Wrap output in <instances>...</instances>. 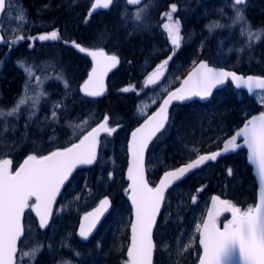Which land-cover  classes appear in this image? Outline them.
Returning <instances> with one entry per match:
<instances>
[{"label": "trees", "instance_id": "trees-1", "mask_svg": "<svg viewBox=\"0 0 264 264\" xmlns=\"http://www.w3.org/2000/svg\"><path fill=\"white\" fill-rule=\"evenodd\" d=\"M192 1L194 0L165 1L168 6L173 4L176 5L178 10V13H172L173 19L171 21H169L167 17V13L169 12H165L167 10L165 2H161L159 5L162 13L157 14L162 17L155 18L156 22H169L174 24L176 20L180 21L182 43L180 48L176 50V56H174L173 61L179 60L183 54H188V50L186 49L196 44V29L201 27V23H205V19L197 21L192 17V12L198 9L197 2ZM204 2L205 1L199 5L200 8ZM210 2L212 1H207V3ZM72 3H74V0H8L7 14H9L10 17L9 24L12 25L11 23L15 21L14 12H16L18 16L22 12L24 16L23 21H19L18 18L16 20L19 26L18 31L12 29L14 27H9L8 33L10 37H15L17 35L25 37L28 35L27 32L29 28L33 29V33L42 31V29L45 28H40L36 23L30 25L28 17L33 7H35L40 14L49 10L48 14L51 16L50 19L52 20V22L50 21V25H53L54 22H60L61 19V24L66 25L67 30L72 32L73 35L75 15L68 12L72 9ZM243 6H246L245 9L243 8V35L241 36V29L239 30L241 26L240 23L233 24V26L230 27V30H232L230 31V37H237L242 45L238 62L234 63L231 60L234 59L233 56L228 52L226 54L227 58L221 60L222 63L212 64L210 55L216 52L215 48L219 49L218 44H221L224 49L233 44L229 39L223 42L221 38L220 42L217 43V38L223 33L219 28H217L214 35V37L216 36L217 38L213 40L209 33L210 36L203 45L202 53L197 55L194 61L204 60L210 65L232 70L239 74H251L264 77V0H245ZM169 7L171 8V6ZM65 14L66 18L64 19ZM62 15L63 19L60 18ZM244 25L247 26V28H245ZM123 26L125 31H117L116 29L111 30L112 28H109L112 32H107L109 38H107L101 46L98 44L86 43V46L91 49L109 47L112 52L120 58L122 70L124 71L121 78L115 80L108 95L101 98L85 97L79 92V82L85 78L88 65L87 58L83 56V61L81 63L83 68L81 70H79L77 66L76 68L78 70L74 68L78 56L77 52L74 50L68 51V49H65L61 44H35L30 48H28L26 44H21L19 46L11 45L9 48H0V66L12 69V71L5 72L3 77L0 76V104L3 107H12L14 103L18 101V98L26 94L24 92L26 85H30L36 80H41L43 78L45 80L43 83H45L44 85H46V88L51 89L50 91L46 90V88L43 90L47 94L46 103L41 102V98L37 100L36 98L38 97H36L32 102L28 100L27 103L21 107L19 113L12 115L10 120L5 119L4 116L0 117V161L5 159L10 160L11 168L15 169L29 155H46L54 150L69 147L87 130L101 121L105 115H108L110 118V125L119 127V130L112 133L111 136H102L100 138L99 150L95 163L91 167L84 171H78L74 175V177H76L81 173L83 174L80 180L81 185L82 182L84 185L80 198V213L92 208L102 195H108L112 199L114 208L123 206V210H125V219L128 221L130 216L128 204L124 195L126 182L123 178L126 165L125 147L130 130L137 124V121L132 117V109L134 103L140 97L139 94H136L137 91H134L128 84L130 82L134 84L139 82L138 70L140 61L145 53L149 52V45L140 42V33L137 35V33L133 31L132 26L127 24ZM188 30H192V34H194V38L192 37V42L189 44H187ZM258 31L260 32V36H262V39H260L258 43L255 42V39L247 37L246 32L249 34ZM125 32L127 34H125ZM258 47L259 52L255 54L253 49ZM228 49L230 51V48ZM249 54L251 55L250 58H254L256 62L252 66H249L247 62ZM20 60L34 66L35 70L32 74L34 77L32 76L31 80H29L28 76L18 68L17 62ZM40 73H43V75ZM57 73L63 76V80L56 79ZM37 75L41 78L37 79ZM64 80L67 81L69 85L68 88H65ZM26 81H28L27 84ZM125 87L129 88L128 92L121 91V89ZM40 94L42 96L43 92ZM223 94L224 93L220 94L219 98H221ZM230 96L233 101H238L237 105L240 103L239 99H242L248 106L246 108V115H239L236 124L235 103L230 104ZM24 97L27 98L26 96ZM213 101L215 110L212 111L211 114L206 109L202 110V114L196 112L199 110H195L192 114L191 112L193 111H189L187 107H173L170 117L171 122L168 128L154 143V145L162 143L165 147L164 154L166 162H168L167 165L174 167L192 159L198 154L218 149L222 142L233 133L234 129L244 121L245 116H252L261 111V106H254L253 99L247 98L240 91L231 89L230 91H225L223 98L217 101L215 98ZM57 103L60 104V107L55 106ZM221 107H225L226 109L223 113L218 114V112H221ZM230 108L231 110H229ZM0 110H3V108ZM42 110L45 111L43 117L41 116ZM53 111L57 113L55 118L52 116ZM211 116L212 118H210ZM209 118L210 120L212 119L209 121L210 123L208 122ZM188 119L193 123L198 121V125L197 128L193 130V133H191V137H185L187 143L185 148H187V151L182 155V153L176 151L178 149L177 138L182 136V133L187 134V132H189L185 131L184 127ZM217 119L220 121L222 119V124H220L221 122L215 123ZM212 125H214L211 127L213 130L208 129L207 131L205 126L209 127ZM201 133L203 134L200 135ZM179 149H181V147H179ZM229 169H231V175H229ZM117 170H119L118 175L115 173L114 177L110 178V171L116 172ZM108 179H112V181H108ZM106 182H108V188L103 187L106 185ZM110 182H112V184H110ZM178 191H181V197L184 198L183 201L187 207V209L182 208L184 211L179 215L180 217H186L189 212L188 210L196 207L198 200H201V198H204V196L210 193L223 194L240 210H248L253 207L256 200V184L251 173V168L246 162V152L244 150L225 157L214 165H210L199 177L187 179L180 185V189L169 191L157 226L158 228L160 227L162 231L171 230L173 228L171 223L177 217L174 212V203L176 201L175 198H172ZM193 197L196 198L195 202H193ZM108 221L109 219L105 223ZM32 223L33 220L29 212H27L24 219V234L19 244L16 264H20V249L27 236L30 238L29 240L32 241L30 245L32 252L37 248L40 249L33 259L32 264H64L66 261L69 262V264L81 263L80 260L70 255L65 250L51 256V258L46 259L45 262L41 261L44 258L42 252L47 231L40 232L36 224L33 223V225H31ZM180 224L182 223L178 222L179 226ZM158 232H156L154 236L157 251L160 242ZM175 232L174 230V233ZM113 233H115L114 230ZM170 234L171 233H169V235ZM173 236L171 234V237ZM109 237L110 236L106 235L102 243L105 244ZM157 253L155 263L158 259ZM30 257H24V259L28 262L32 259ZM102 257L105 259V263L101 261L102 264H114V259L108 254V251H104ZM119 260V264L124 263V257H120ZM195 260L196 256H193L190 260H184L183 264H194Z\"/></svg>", "mask_w": 264, "mask_h": 264}, {"label": "snow or ice", "instance_id": "snow-or-ice-1", "mask_svg": "<svg viewBox=\"0 0 264 264\" xmlns=\"http://www.w3.org/2000/svg\"><path fill=\"white\" fill-rule=\"evenodd\" d=\"M138 2L139 0H128V4ZM112 3L113 0H95L92 8L107 9ZM234 3L243 5L245 0H234ZM4 7L5 0H0V10H3ZM176 10V5H171V10L167 13L169 21L173 19L172 13H175ZM237 17H241L240 11H237ZM17 18L19 21H23V13L21 12ZM135 18L139 21L141 15L138 13ZM164 28L168 32L171 44L174 48L179 49L181 46L180 21L176 20L171 25L164 24ZM259 38V33H257L256 39ZM23 39H25L24 36L17 35L11 43L16 44ZM29 39L59 40L60 36L56 31H52L35 38L29 37ZM73 43L81 53L87 52L94 61L89 80L81 87V91L91 97L102 95L104 90L103 75L109 67H114L119 62L118 58L115 55L105 56V53L99 50L88 51L85 47ZM29 46L32 47L31 44ZM171 59L170 55L158 65L154 73L147 77L146 87L155 85L163 77V69ZM17 64L24 69L31 80L35 70L34 66L26 64L23 60L18 61ZM229 78L238 89L246 87L249 93H252L254 89L264 91V78L253 76L244 78L234 72L218 70L200 63L199 67L183 81L181 87L170 91L158 110L132 133V140L129 143L132 159L128 168V179L131 183L128 185V190L131 192L129 199L132 202L135 218L131 222L132 237L131 246L128 249V264H152L153 227L156 224L161 204L165 200V191L191 170L199 168L206 161H215L221 155L220 151L209 155H200L192 162L174 171L166 172L159 185L150 187L145 179V149L153 137L165 129L169 120V106L173 101H185L193 97L205 99L212 94L214 88L223 85ZM56 79L63 80V76L57 73ZM63 82L65 88H68L67 81ZM27 83L28 81H26ZM90 84L91 87H89ZM29 91L30 89L26 87L25 93ZM121 91L128 92L129 88L125 87ZM45 95L47 94L45 93ZM30 99V96L26 99L22 95L17 103L7 111V115L12 116L19 113L21 107ZM55 106L60 107V104L57 103ZM4 115L5 112L0 110V117ZM56 115L57 113L53 111V118ZM109 119V116L105 115L103 122L93 128L79 143H73L70 147L53 151L48 155H29L15 174H10L8 170L11 164L10 160L0 161V264H13L17 240L23 231L21 217L24 210L31 207L40 219V227L45 228L52 215L53 202L61 187L66 181H69L74 169L78 165H91L97 160L100 131L103 130L108 135H112L116 131L115 128L106 127ZM238 137H243V145L237 143ZM242 146L247 148L248 161L255 166L260 183L264 187V113L248 120L235 135L231 136L224 143L223 152L235 151ZM228 171L231 175V169ZM111 176L112 174L109 173L110 178ZM33 197L35 202L30 204L29 201ZM195 201L196 198L193 197V202ZM109 204V199L105 197L96 209L84 217V220L88 221V225L85 227L81 223L79 230V236L83 240L89 239ZM223 212H231L232 220L224 225L223 231H220L216 224ZM196 227L200 233V244L203 247L200 264H229L233 259L237 260L238 264H264V194H262L261 202L255 208H249L244 212H241L230 201L214 196L207 219L203 220V227L201 228L199 224ZM39 251V248L35 249L31 253V257L34 259ZM64 264H69V262L66 261Z\"/></svg>", "mask_w": 264, "mask_h": 264}, {"label": "rangeland", "instance_id": "rangeland-1", "mask_svg": "<svg viewBox=\"0 0 264 264\" xmlns=\"http://www.w3.org/2000/svg\"><path fill=\"white\" fill-rule=\"evenodd\" d=\"M165 1L167 2L168 0H164V1L163 0H148L140 8L132 10L130 12L132 15V18L129 21H126V24L129 26H132L133 31L137 33V35L140 33V36L142 37H148V38L154 37L157 39V42H159V40L163 41V40L169 39L168 32L165 30L164 24L171 25L173 23H169V22L161 23V22L155 21V18L162 17V16H159L157 13H162L160 11L159 5L161 4V2H165ZM194 1L197 2L198 9L192 12L193 14L192 17L196 19L197 21L199 20L202 21L205 19V23H201V27H199V29L198 28L196 29V34H197L195 36L197 39L195 40L196 44H194V46H192L191 48L186 49L188 50V54L187 55L183 54L182 57L177 62L176 66L172 69H169V72L167 73V75L165 74V79L159 87L151 91H148L145 94H141V92L139 91L136 92L137 95L139 94L140 98L137 100L135 109L133 111L134 118H135L134 120H142L143 118H145L149 114L150 110L157 105L158 101L162 98V96L167 91H169L170 87L176 85L180 81L182 76L185 74V71H187L191 66H193V64H195L196 61L194 60L197 58V55L202 53V49L204 47L203 45L210 36L209 33L212 36V40L214 38H217L216 36L214 37L217 28H219L221 32H223L217 38V43L220 42V38H221L223 42H226L229 39L233 44H231L230 47H227L225 45L227 47L225 49L222 48L221 44H218L219 49L215 48L216 52L211 53L210 55L212 64L215 65L218 63H222L221 60L227 58L226 54L228 52H230L234 58L231 60L234 63L238 62V58L241 55L242 45L240 44V40L237 37L235 36L230 37V31H232L230 30V27L233 26V24L240 23L241 26L239 30L241 29V33H242L241 36L243 35V24H244L243 8L245 9L246 6L235 5L234 0H211L212 2L210 3H207L208 0L207 1L206 0H194ZM203 1L205 2L200 8L199 5ZM166 2L165 4L167 7L166 8L167 10L165 12H170L171 8L169 6L171 5L168 6ZM237 11L241 12L240 18L237 17ZM176 12L178 13V10H176ZM176 12L174 14H176ZM138 13L141 15V19L139 21H137L135 18ZM109 16L111 17V21L103 22L102 19H99L98 23L101 28L98 30L97 33L89 31L88 33L85 34V37L89 39L87 40L88 43L98 44L99 46H101V44H103L106 41V39L109 38L107 32L111 33L112 32L111 30L113 29H116L117 31H121L124 28L123 27L124 22L120 19V15L117 16L116 14L115 15L109 14ZM7 19L9 21L10 19L9 14H7ZM89 23L90 21L88 22L87 20H84L83 26L88 28L90 27ZM109 26H111L110 28L112 29L111 30L108 29L107 31V27ZM12 27H14L13 24L11 25V28ZM3 28L4 30H6L5 26ZM245 28H247V26H245ZM246 33H247V37L248 38L251 37L255 39L256 43H258V41L262 39V36H260L259 31L256 33H249V34L248 32ZM257 33H259V36H260L258 40L256 39ZM6 34L8 33L6 32ZM125 34L127 33L125 32ZM65 35L69 36L68 34H65ZM192 37L194 38V34H192V30H188L187 44L192 42L191 40ZM13 39H15V37H13ZM26 40L27 38L23 39L22 41L16 44L19 46L25 43ZM140 42L144 44L145 43L144 38ZM54 44L56 45V43ZM163 44L164 45H158L154 43L152 45L153 46L152 50L149 53V55L151 56L147 55L145 57V60L142 63L141 70L139 73L140 77L143 73L146 72L147 67L150 66L152 62H154L155 65H158L160 63L158 58L162 54H164L167 50V45L165 43ZM68 45H71V43H69ZM168 45L173 46L171 42ZM27 46L30 47L29 45ZM228 48H230V51ZM107 50L110 53L114 54L112 50L110 49H107ZM175 50L177 49L175 48ZM258 50H259V47L256 49L255 48L253 49L255 54L259 52ZM173 52L176 53V51H173ZM169 53H172V52L170 51ZM250 56L251 55L249 54L247 62L249 66H252L256 62H255V59L250 58ZM78 66L80 68V64ZM18 68L26 75L23 68L19 66ZM74 68L78 70L76 68V64ZM10 70L12 71L11 68H8V67L3 68V66L2 67L0 66V76L3 77L4 73ZM40 74L43 75V73H40ZM36 78L39 79L41 77L37 75ZM44 81L45 80L42 78L41 80H36L32 82V84L30 85H26V87L29 88L30 91L27 92L24 96L26 97L30 96L31 102L33 101L34 98L38 97L36 98L37 100L41 98V102L46 103L47 95H45V92L43 91L46 88V85H44L45 83H43ZM82 82L83 80L79 82V86L81 85ZM132 84L133 83L130 82L128 86L132 87ZM133 85L137 86V84H133ZM46 90L50 91L51 89L46 88ZM114 91H117V90H114ZM41 92H43L42 96L40 94ZM253 102L255 104L254 105L255 107L263 106L264 104L263 93H257L253 97ZM16 103L17 102H15L14 105ZM12 107L6 108L0 104V109L3 108V111L5 112L4 117L7 120L11 119L10 118L11 116L7 115V111ZM247 107L248 106L245 104V102L242 99H240V103L238 104V108H237V111H238L237 117L239 115L241 116H244V114L246 115ZM212 109L215 110V107H213ZM225 109H226L225 107H221L220 108L221 112H218V114L223 113ZM196 110H199L196 112H200V114H202L203 112L202 110L204 109L202 107H199ZM229 110H231V108ZM41 113H42L41 116L43 117L45 111L42 110ZM246 117L247 116H245V118ZM210 118H212V116ZM210 118L208 122L212 120V119L210 120ZM217 122L219 123L221 122L220 124H222V119L221 121L217 119L215 123ZM197 125H198V121L193 123L191 122L190 119H188L184 127H185V131H189V132H187V134L182 133L183 135L177 138L178 149L176 151H178L179 153H182V155H184L185 152L187 151L186 150L187 148H185V145L187 144L185 137H191V133H193V130L197 128ZM213 126L214 125L209 126V127L205 126V127L207 128V131H208V129L213 130L211 128ZM108 128H115L116 129L115 132L119 130V127L111 126L110 123H108ZM202 134L203 133H201L200 135ZM160 146L161 145L159 144L156 146H153L151 149L152 152L148 156V166H149L148 172H149V178L151 182H155L157 176H159V174L165 171L167 168L166 164L168 162L166 163V157L164 154L165 147L164 146L160 147ZM179 147H181V149H179ZM110 173L112 174L111 178H113L115 173H117L118 175L119 170H117L116 172L110 171ZM81 176L82 175L80 174L71 181L69 188H67V190L64 192L62 198L60 199L57 205L55 219L52 225L50 226V229L47 231V235L45 238L46 241H45V245L43 247V252H42V255L44 256V258L41 261L45 262L46 259H50L51 256H54L58 254L60 251L65 250L67 253L76 257L78 260H80L81 261L80 264H102V262L105 263V259L102 257V253L104 251H108V254L112 256V259H114V264H119L120 257L124 256V252H125L126 245H127L126 239H128V230L130 228V222L125 219V213H124L125 210H123V206H118L117 208L114 209L115 210L114 212L112 211L109 221L104 224V226L102 227V230L98 233L97 237H95L89 244L82 245L78 241H76L74 238V229L76 226V219L81 214L80 213V205H81L80 198H81V193H82V187L84 186L83 182H82V185L80 183ZM108 181H112V179H108ZM110 184H112V182H110ZM103 187L108 188V182H106V185ZM174 198L176 201L174 203V206H175L174 212L177 218H175L174 221H172L171 223L173 228L171 230L168 229V230L162 231V229H160L159 227L156 230V232H158L159 230L158 236H160L161 243L159 242V245H158V251H157L158 259L155 264H183L184 260H190L193 256L197 257V255L199 254V249H198V232L199 231H197L196 226L197 224L201 226V223H202V220H203L206 208H207L208 200L206 199L205 201L201 202L198 206L188 210L189 212L186 217H180L179 215L183 213L184 211L182 210V208L187 209V207L185 206L186 204L183 201L184 198L181 197V191L180 192L178 191V193H175L172 199ZM28 210L30 211L31 207H29ZM244 211H247V210H241V212H244ZM178 222L182 224H180L179 226ZM33 223L35 224L36 222L33 220ZM33 223L31 225H33ZM113 230L115 233H113ZM174 230L176 231L175 233H174ZM169 233H171L172 236L174 233V236L171 237V234L169 235ZM106 235L110 237L107 239L105 244H103L102 241H104ZM29 239L30 238L27 236L25 242L23 243L20 249V252H21L20 254L21 256L19 258L21 260L20 264H32L33 258L30 257L31 254H29V253H32V248L30 246L32 241H30ZM24 252H26L28 255L25 256ZM77 253H79V255H77ZM24 257H30L32 259L27 262L24 259Z\"/></svg>", "mask_w": 264, "mask_h": 264}, {"label": "flooded vegetation", "instance_id": "flooded-vegetation-1", "mask_svg": "<svg viewBox=\"0 0 264 264\" xmlns=\"http://www.w3.org/2000/svg\"><path fill=\"white\" fill-rule=\"evenodd\" d=\"M93 2L94 0H74V3H72V9H70L68 12L69 13H72L73 15H75V26L73 27V35L70 31L67 30L66 26L61 24V19H60V22H54L53 25L50 23L52 22V20L50 19L51 16L48 14L49 10H46L45 12H43L42 14L38 13V10L33 7L29 13V17L28 19L30 20L29 23L30 25H32L33 23H36L37 26H39L40 28L41 27H45L44 29H42V31H39L37 33H33L32 32V28H29L28 29V32H27V36H25V38H27L26 42L23 43V44H26V45H35V44H61L64 46L65 49H68V51H71V50H74L75 52H77L78 56H77V60H76V66L78 67L79 70L82 69V61H83V56L87 58V67H88V71L90 70V68L92 67V62L90 60V58L88 57V55L86 54L87 52L85 53H81L77 47L74 46V43H77L79 44L80 46L82 47H85L88 51H91L93 49H91L90 47L86 46V43L88 42L87 40H89L87 37H85V34L88 33L89 31H92V32H98V30L101 28L99 26V19H102L103 22H107V21H111V17L109 16V14L111 15H120V19L124 22V25L126 26V21H129L131 18H132V15H131V11L132 10H135V9H131L127 6L126 4V1L125 0H114L112 5L110 6V8L106 11H101V12H97L93 15H90L89 12L91 10V7L93 5ZM140 8V7H139ZM6 9H8V0H6ZM16 9V7H15ZM138 9V8H136ZM124 14V15H123ZM14 17H15V21H13V24L14 25V29L15 31H18V21L17 20V13L14 12ZM123 17V18H122ZM63 19V15L62 17H60ZM66 18V14L64 15V19ZM119 19V18H118ZM10 20V19H9ZM84 20H87L88 22L90 21L89 25L90 27L86 28L85 26H83V21ZM51 21V22H50ZM5 26V29L4 30V27ZM48 26V27H47ZM112 26V25H111ZM107 27V31L108 29L111 27ZM9 27H11V25L9 24V21L7 19V13L5 12L4 15L2 16V19L0 21V31L2 32L4 38L7 40L8 42V45H17V44H12L11 41L13 40V37H8V31H9ZM124 27V26H123ZM8 29V31H7ZM53 31H56L58 33V35L60 36V39L59 40H56V42H50V43H46V42H42V43H39L37 40L38 39H29V37H32V38H35V37H38L39 35H43V34H47L49 32H52ZM110 30V29H109ZM12 31V30H11ZM121 31H125V28H123ZM6 32L8 34H6ZM65 34H68L69 36L65 35ZM139 37H140V41L144 38V42H145V45L146 43L149 45V52L145 53L146 55H149V53L151 52L152 50V45L154 43L158 44V45H164L163 43H165L167 45V50L164 54H162L158 60L160 61V63L158 65H160L165 59H167L170 55L172 56V59L169 61L168 65L166 66L165 69H163L164 71V75L163 77H161L159 79V81L155 84V85H152L150 86L149 88H144L143 84H144V81L146 80V78L151 75L152 73H154L158 67V65H155L154 62L151 63L150 66L147 67V70L145 73H143L140 77L139 75V78L140 81L138 82V85L139 87H136L135 85H132L131 88H134L136 87L135 89H133L134 91H151L153 89H156L157 87H159L162 82L164 81L165 79V74L167 75V73L169 72V69H172L176 66L177 61H173L174 59V56H176V53H174L173 51H176L175 48L173 46H168V44H170L169 42V39H166V40H159V42H157V39L154 38V37H142L140 36L139 34ZM73 41V42H71ZM69 43H71V45H68ZM102 50L104 51H108L107 49H110L109 47L107 48V46L105 48H101ZM111 50V49H110ZM172 52V53H169V52ZM151 56V55H149ZM118 58V67L120 66L119 70H118V74H115L113 73L108 81H107V84H106V89L109 90L111 89V87L113 86V83L115 82V80H119L121 78V76L124 74V71L122 70V65H121V60L118 56H116ZM142 62V60L140 61ZM80 64V68H79V65ZM88 73V72H87ZM87 75V74H86ZM179 83V82H178ZM178 83L174 86H171L169 90H173L177 85ZM229 87V86H228ZM236 99V98H235ZM240 100V99H239ZM230 104L231 103H235L234 104V108L236 109L235 111V115H236V118H235V124L237 123L236 121L239 119L237 117V114H238V111H237V102L233 101L232 100V97L230 96ZM236 105V107H235ZM188 108L191 107V105H188L187 106ZM211 114V112H210ZM171 115V114H170ZM213 196L216 195L218 197H221L219 196L218 194H212ZM228 217V218H227ZM230 219L229 218V215L228 214H223L222 216H220L218 218V224L219 226H221L223 223L227 222V220Z\"/></svg>", "mask_w": 264, "mask_h": 264}, {"label": "water", "instance_id": "water-1", "mask_svg": "<svg viewBox=\"0 0 264 264\" xmlns=\"http://www.w3.org/2000/svg\"><path fill=\"white\" fill-rule=\"evenodd\" d=\"M145 1H146V0H139V2L136 3V4H128V0H126V3H127V5H128V7L135 8V7L140 6V5H141L142 3H144ZM94 3H95V0H94L93 4H94ZM110 6H111V5H110ZM110 6H109V7H110ZM107 9H108V8H107ZM107 9H104V8H96V9H93V8L91 7V10H90V13H89V14H94V13H97L98 11H104V10H107ZM4 11H5V7H4L3 10H0V20H1V17H2V14L4 13ZM39 41H40V40H39ZM47 41H54V40H47ZM3 45H5V41L3 40L2 34L0 33V46H3ZM104 53H105V52H104ZM105 56H110V55H107V54L105 53ZM89 57H90V59H91V61H92V69H93V67H94V61H93V59H92L91 56H89ZM200 63H204V64H206L204 61H200L198 64H196V66H195L190 72H188V74L183 78V80H182V82H181V84H180L179 87H181L183 81H184L185 79H187V77L189 76V74L192 73L194 70H196V69L199 67V64H200ZM206 65H207V64H206ZM116 68H117V64H116L114 67H109V68L107 69V71L104 73L103 78H102V79H103V89H104V90H103L102 95H100V96H104V95L106 94V93H105V86H106L107 78H108V76H109L112 72H114V70H115ZM92 69L90 70V72H89V74H88V77H87V79L84 81L83 85L85 84L86 81L89 80V76H90V74L92 73ZM218 70H223V69H218ZM224 71H227V70H224ZM230 72H232V71H230ZM234 73H235V72H234ZM236 74H237V73H236ZM237 75H238V76H241V77H244V78H246V77H248V76H253V75H246V76H243V75H241V74H237ZM253 77H259V76H253ZM261 78H264V77H261ZM227 83H230V84H231L235 89H237V90H243L244 92L247 93L248 96H252V94H253L254 92H256V91H262V90H259V89H254L252 93H249V92H248V89H247L246 87H242V88H239V89H238V88L236 87V85H235V84L231 81V79L229 78L228 80L225 81V83H224L223 85H218L216 88H214L213 91H212V94H211L209 97H207V98H205V99H200L199 97H193V98L190 99V100H185V101H173L172 104L169 106V110H170V108H171V106H172L173 104H187V103L192 102V101H198V102H200V103H205V102H207V101L212 97V95L215 93V91H218V90L224 88V87L227 85ZM83 85H82V86H83ZM91 86H92V85L90 84L89 87H91ZM148 86H150V85H148ZM148 86H147V87H148ZM145 87H146V86H145ZM179 87H178V88H179ZM176 89H177V88H176ZM176 89H175V90H176ZM175 90H173V91H175ZM81 92H82V91H81ZM263 92H264V91H263ZM82 93H83V92H82ZM83 94H84V93H83ZM84 95H85V94H84ZM86 96H87V95H86ZM100 96H98V97H100ZM167 96H168V94L162 99V101L160 102V104L163 102L164 99L167 98ZM160 104L158 105V107L155 109V111H154L150 116H148L144 121H142L137 127H135V128L129 133V136H128V139H127V149H126V152H127V165H126V169H125V172H124V179H125L126 182H127L126 189H125V193H126V197H127V200H128L129 206H130V208H131V222L134 220L135 217H134V214H133L132 202H131V200L129 199V195L131 194V192H130V190H128V185L131 183V181H129V179H128V168H129V162H130V160L132 159V155H131V153H130V151H129V143H130L131 140H132V133H133L134 131H136L137 128H140V127L145 123V121L148 120L149 117H151V116H152V115L158 110ZM262 113H264V110H263ZM260 114H261V113H260ZM260 114L255 115V116H259ZM253 117H254V116L248 118V119H247V120H246V121H245V122H244V123H243V124H242V125H241V126H240V127L234 132V133H233V135H235V133H236L237 131H239L240 128H242V127L244 126V124H245L248 120L252 119ZM103 119H104V118H103ZM102 122H103V120H102ZM167 123H168V122H167ZM167 123H166V125H167ZM99 124H100V123H99ZM99 124H98V125H99ZM98 125H97V126H98ZM166 125H165V127H166ZM97 126H95L94 128H96ZM162 130H163V129H162ZM162 130H161V131H162ZM91 131H92V129H91L89 132H91ZM89 132H87L84 136H86ZM104 133H106V132L103 131V130H101L100 133H99V135H98V138H99L102 134H104ZM159 133H160V132H159ZM159 133H157L156 136L153 137V139L149 142L148 147L145 149V161H146V153H147V150H148L149 146L151 145V143L154 141V139L157 137V135H158ZM233 135H232V136H233ZM84 136H83L81 139H83ZM230 138H231V136H230L227 140H229ZM227 140H226V141H227ZM226 141H224V143H225ZM79 142H80V141H79ZM79 142H77V143H79ZM224 143L222 144V146H221V148H220L219 150H216V151H220V152H221V155L218 156L217 159H216L215 161H212V160L206 161V162H205L203 165H201L199 168H196V169L191 170V171H190L188 174H186V176L183 177L180 181L174 182V183H173V184H172V185H171V186L165 191V194H166V192H167L169 189H171L174 185H177V184H179L180 182L184 181V180H185L186 178H188L192 173H194V172L197 171L198 169L202 168L203 166H206L207 164H210V163H215V162H217L220 158L225 157V156H228V155H230V154H233V153H235V152H237V151L243 149V150H245L246 153H247V164L251 167L252 176H253V178H254V180H255V183H256V200H255V205H254V207H253V208H255V206L261 202L262 194H264V187H262V185H261V183H260L259 176H258V174H257V172H256L255 166L252 165V164H250L249 161H248V150H247L246 147H243V146H242V147L236 149L235 151L223 152V145H224ZM237 143L243 145V137H238V138H237ZM216 151H214V152H216ZM211 153H213V152L206 153V154H201V155H209V154H211ZM199 156H200V155H199ZM197 158H198V156H197L196 158H194L193 160H195V159H197ZM26 159H27V158H26ZM193 160H191L190 162H192ZM23 162H24V160L20 163V165H19V166L13 171V172H10V169H8L9 172H10V174H15V172L20 168V166L23 164ZM190 162H188V163H190ZM186 164H187V163H186ZM186 164H184V165H186ZM184 165H181V166H179V167H182V166H184ZM88 166H90V165H78V166L74 169V171L72 172L70 178L72 177V175H73L77 170H79V169H83V168H86V167H88ZM179 167H177V168H179ZM177 168H175V169H177ZM175 169L170 170V171H174ZM166 172H168V171H166ZM166 172H164V173L162 174V176L159 178L157 184H156L154 187H156L157 185H159L161 179L164 177V175H165ZM145 179L147 180L146 169H145ZM147 181H148V180H147ZM67 182H68V181H66L65 184L61 187V190H60L59 194L57 195L56 200L53 202V205H52V215H51V217L49 218L48 224L46 225L45 228H41V227H40V219H39V217L37 216L36 212L32 210V216H33L34 219L36 220V223H37L38 229H39L40 231H44V230H46V229L49 227V225H50V223H51V221H52V219H53V216H54V212H55L56 205H57V203H58V201H59V199H60V197H61L62 191L64 190V188H65ZM149 186H150V185H149ZM150 187H151V186H150ZM104 198H105V197H103L102 199H104ZM107 198H108L109 201H110L109 207H108V209L105 211L104 215H103V216L100 218V220L97 222L96 227L93 229V231H92V233L90 234L89 239H88L87 241L83 240V239L79 236L80 225H81V223H83V224L85 225V227H87V225H88V221H87V220H84V217H85L89 212H92L94 209H96V208L99 206V203H100V201H101L102 199L99 200V202L96 204L95 207H93L92 209H90L89 211L83 213V214L80 216V218H79V220H78V223H77V226H76V228H75V232H74V236H75V238H76L79 242H81V243H83V244H86V243L90 242V240L95 236V234H96L97 231L99 230V228H100V226L102 225L103 221H104V220L107 218V216L110 214V212H111V208H112V203H111L110 198H109V197H107ZM212 198H213V197H212ZM32 199H33L34 202H35V198L33 197ZM163 202H164V201H163ZM163 202H162V204H161V208H162ZM211 207H212V199H211L210 204H209V206H208V208H207V211H206V213H205L204 220L207 219L208 210H209ZM161 208H160V212H161ZM160 212H159L158 215H157L156 224H155L154 227H153V233H154V230H155V228H156V225H157V222H158V219H159ZM24 213H25V210H24ZM24 213L22 214V217H21L22 229H23V218H24ZM223 213H224V212H223ZM223 213H222V214H223ZM228 223H229V222H228ZM228 223H225V224H228ZM225 224H223L221 228L219 227L218 224H216V226H217V228H218L220 231H223V229H224V225H225ZM202 227H203V222H202L201 228H202ZM153 233H152V238H153ZM22 234H23V231H22ZM22 234H21V236H20V237L18 238V240H17L16 251H17V247H18V244H19V240H20V238L22 237ZM131 237H132V231H131V224H130L129 237H128V246H127L126 251H125V258H126V260H127V264H128V249H129V247L131 246ZM153 244H154V248H155L154 240H153ZM198 246H199V248H200V256H201V255H203V247H202L201 244H200V233L198 234ZM154 248H153V253H152V264H153V258H154ZM15 255H16V252H15L14 257H13V264H14ZM200 256H199V259H198V261H197L196 264H200ZM229 264H238V261L235 260V259H233L232 261L229 262Z\"/></svg>", "mask_w": 264, "mask_h": 264}]
</instances>
